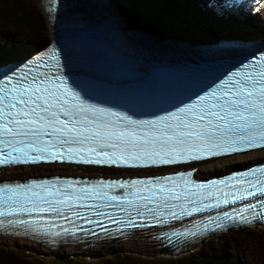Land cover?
<instances>
[{"label": "snow or ice", "instance_id": "snow-or-ice-1", "mask_svg": "<svg viewBox=\"0 0 264 264\" xmlns=\"http://www.w3.org/2000/svg\"><path fill=\"white\" fill-rule=\"evenodd\" d=\"M45 55L47 60L37 57L29 61L24 66L27 71L0 79V167L60 161L139 168L264 149V53L241 63L190 102L149 120H134L87 103L59 74L63 71L59 68V53L52 48ZM42 67L46 70L41 71ZM54 68L56 75L52 74ZM113 116L115 120L111 119ZM191 175L189 172L154 180L100 181L86 187H74L70 180L2 184L0 229H23L49 238L75 235L72 229L54 231L55 225L44 224L42 217L34 218L33 214L51 213L67 218L66 213H72L81 219L84 217L74 208L91 200L104 201L96 208L112 207L115 201L121 211L134 212L125 220L116 219L132 228L147 227L135 223L137 217L147 216L163 224L169 216L180 219L207 207L219 208V198L214 205L204 201L214 195L211 189L217 184L228 187L233 181L247 187L237 189L241 194L234 196L232 203L264 197V167L210 184H195L189 179ZM114 188L124 189V194L109 195L104 190ZM228 195L224 194V204L229 203ZM233 213L209 217L206 223L196 226L197 231L211 225L221 228L222 220H264V198L234 209ZM94 215L105 213L96 211ZM194 235L196 231L189 229L165 238Z\"/></svg>", "mask_w": 264, "mask_h": 264}, {"label": "rangeland", "instance_id": "rangeland-1", "mask_svg": "<svg viewBox=\"0 0 264 264\" xmlns=\"http://www.w3.org/2000/svg\"><path fill=\"white\" fill-rule=\"evenodd\" d=\"M9 2L10 0H4L0 5V31L7 29L10 32L12 29L8 28L10 24L6 20L8 12L11 10ZM150 4H154L153 0ZM161 7H165V2H163ZM30 9L32 14L34 12L37 13L39 17H43V9L39 6L38 0H30ZM178 10L182 13L184 21L187 23L197 22V19L192 16L191 11L187 9L185 10L184 8H178ZM17 26L18 28H21V25ZM46 26L45 22V24L41 26L40 31L42 32L39 34H37V31L32 27L29 28L28 32L36 38H45L47 35L45 34L47 31ZM19 30L20 32H16V34L20 36V38H18L20 41H23L25 36L28 38V33L25 29ZM196 252L201 253L200 255L204 256V258L209 254L213 258L212 254H214L215 258L213 259H215L217 263H225L227 260L225 259L226 257L229 260L231 259L235 261V264H244L249 260H252L253 264H264V227L251 228L240 232H232L221 237H215ZM129 255L134 256H130L132 258H129ZM223 255L224 257H222ZM112 258L126 260L125 263L129 264H150L153 263V261H160V263L164 261L165 263H169L179 259L170 257L165 253L155 254L144 252L142 250H129L121 247H114L108 254H105L102 250L98 249L92 253L82 251L73 254H65L64 256L59 257V255H51L47 250L45 251V249H39L35 246L13 245V247H11L1 244L0 241V264H11V262H14L15 264H76L78 260L81 261V264H110L108 261Z\"/></svg>", "mask_w": 264, "mask_h": 264}, {"label": "bare ground", "instance_id": "bare-ground-1", "mask_svg": "<svg viewBox=\"0 0 264 264\" xmlns=\"http://www.w3.org/2000/svg\"><path fill=\"white\" fill-rule=\"evenodd\" d=\"M38 1L41 2L42 0H38ZM154 1H157V3H161V4L163 2H166L167 4H169V0H154ZM175 1H179V0H175ZM200 1L202 2V0H181V2L185 4V6H183V7H185V8L188 7L186 9H189V11L190 10H196L195 8L200 7L199 6V4H201ZM186 5H188V6H186ZM120 6L123 8V10L130 13V11L127 8H125V6L122 4V2H120ZM148 16H149V18L151 17L149 14H148ZM155 24L158 25V23H155ZM196 24H197L196 26H200L199 25L200 23L198 22V20H197ZM51 27L57 32V30L53 27L52 23H51ZM8 28L9 29L12 28L10 30V32L7 29H5L4 31H0V57H2L3 59H6L8 61L7 63L0 64V74H1L0 79H6L8 77L7 75H4L5 73L1 72V70L8 68L10 63H12L14 61V59H16V57H18V55L20 53L22 54V56H28L31 53L32 54L37 53L36 51L31 52L30 50L24 51L22 53L21 49H16L10 44L2 43L4 41H9L18 47L24 46V44L19 45L16 41L15 42L11 41L12 39H17L18 41H20V39H18V38H20V36H18L16 34V32H20V30L14 28V27H10V26H8ZM46 30H47V28H46ZM237 30L238 29L234 30L235 33L237 32ZM173 31H175V29H173ZM237 34L238 35L234 38V40L231 41V43L233 45H238V43H244V41H246V40L243 41V38H245V36L242 33L237 32ZM101 35H102V33L99 34V36H101ZM59 36H58V33H56L55 37H57V40H60V38H62L61 35H59ZM46 39H48V38H46ZM20 42L23 43V41H20ZM246 42H248V41H246ZM251 44L258 49L257 42L251 43ZM204 45L207 48H210V43H207ZM60 50L61 49L57 50V52L59 54L61 53ZM101 57H105V54H101ZM89 65H92V63L89 62ZM85 97H87V95L84 96L83 98H85ZM115 111L118 112V110H116V109H115ZM260 154H264V150L261 152H251V153L239 154V155H235V156L211 160V161L199 163L197 165H201L202 167L209 168V170H211V171H209L210 173H212V172L216 173V172L229 170L230 168L242 166L241 159H245L249 163H252V160L254 158H256L257 155H260ZM63 167H70V166L42 165V166H37V167H17V168L0 169V180L11 177L10 174H12V173H13L12 175L15 176L16 172H23V171L27 172V171H33L35 169H51V168H63ZM78 168L89 169L87 167L86 168L85 167H78ZM166 170H171V169H163V170H159V171H166ZM128 173H130V171ZM131 173H133V174H144L143 172H131ZM124 174H126V172H124ZM49 177H51V176H49ZM0 241H1V244H4L6 246H11V247H13V245H19V246L27 245V246H35V247H38L39 249H41V247H39V246H37L31 242H26V241H22V240H15V239L10 238V237H0ZM114 247H121V248L129 249V250H142L144 252H151V253H155V254L164 253V251L160 247H158L157 244L150 242L147 238L142 237V235L139 233H133L125 242L117 243L114 245L100 244L97 246L96 249H94L92 251L82 250L79 247H65L64 249L57 250V251H50L48 249H45V251L47 250V252L51 255H59V257H62L65 254H73V253L82 252V251L83 252L85 251L87 253H92L98 249L102 250L105 254H108ZM42 249H44V248H42ZM244 264H253V261L249 260V261H246Z\"/></svg>", "mask_w": 264, "mask_h": 264}, {"label": "trees", "instance_id": "trees-1", "mask_svg": "<svg viewBox=\"0 0 264 264\" xmlns=\"http://www.w3.org/2000/svg\"><path fill=\"white\" fill-rule=\"evenodd\" d=\"M2 2H4V0H0V5L2 4ZM9 3L11 5V7H10L11 10H10V12H8L7 19L13 25H23V26H25L27 28L32 27V28H34L37 31V34L42 32V31H40V28H41L42 25L45 24L44 18L43 17H39L37 15V13L33 12V14H32L31 9H30V0H10ZM162 16H163V11H161L158 14L155 13V15L152 16L151 20L153 22L155 21V23H158V25H160V27H163V26L166 25V22H165V20H163ZM45 38H42V39L35 38L33 43H31V44L29 43V45H27V47L24 48V49L23 48H18V47H15V48L16 49H21L22 52H24L25 50H27L32 45L36 46L38 44H41L43 41H45ZM11 41H14V42L16 41L19 45H23L24 44V43H21L20 41H18L17 39H12ZM200 254L201 253H199V252H195V253L189 254L186 257L179 258L178 260H176L174 262L165 263L163 261L162 263H160V261H153V263H150V264H227V262H225V263H217L215 261V259H213V258H215L214 254H212L213 258L210 256V254L206 258H204V256H202ZM129 258H132V257H129ZM200 258H202V259H200ZM125 261L126 260H123V259L122 260H118L117 258H114V259L112 258L108 262L110 264H129V263H125ZM11 264H15V263L11 262ZM76 264H81V261L78 260Z\"/></svg>", "mask_w": 264, "mask_h": 264}]
</instances>
